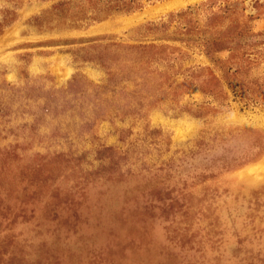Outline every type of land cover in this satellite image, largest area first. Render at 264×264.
I'll use <instances>...</instances> for the list:
<instances>
[{
  "label": "rangeland",
  "instance_id": "obj_1",
  "mask_svg": "<svg viewBox=\"0 0 264 264\" xmlns=\"http://www.w3.org/2000/svg\"><path fill=\"white\" fill-rule=\"evenodd\" d=\"M0 264H264V0H0Z\"/></svg>",
  "mask_w": 264,
  "mask_h": 264
}]
</instances>
